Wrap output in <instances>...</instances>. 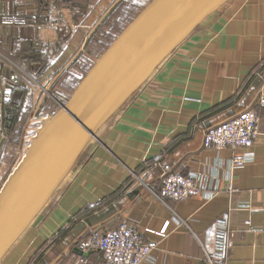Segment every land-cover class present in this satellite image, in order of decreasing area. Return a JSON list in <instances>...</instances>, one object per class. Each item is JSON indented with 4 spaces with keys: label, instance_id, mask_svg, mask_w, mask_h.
I'll return each instance as SVG.
<instances>
[{
    "label": "crops",
    "instance_id": "1",
    "mask_svg": "<svg viewBox=\"0 0 264 264\" xmlns=\"http://www.w3.org/2000/svg\"><path fill=\"white\" fill-rule=\"evenodd\" d=\"M132 1L0 0V106L21 96L31 112L44 79L53 94L58 79L71 81L61 88L69 99L108 42L141 12L130 14ZM140 1L142 10L152 0ZM120 7L130 17L110 31ZM67 9L71 18L54 20ZM263 85L264 0H228L97 131L84 159L0 264H104L101 252L81 253L77 244L95 228L123 221L158 243L154 262L143 264H209L213 224L224 215L232 246L216 264H264V108L257 104ZM250 108L261 118L253 161L235 168L231 160L246 151L206 147L204 135ZM4 115L0 109V123ZM166 170L196 174L207 192L163 198ZM166 223L163 238L158 232Z\"/></svg>",
    "mask_w": 264,
    "mask_h": 264
},
{
    "label": "water",
    "instance_id": "2",
    "mask_svg": "<svg viewBox=\"0 0 264 264\" xmlns=\"http://www.w3.org/2000/svg\"><path fill=\"white\" fill-rule=\"evenodd\" d=\"M227 1L152 0L110 44L68 101L60 104V110L45 123L2 187L0 261L69 174L97 131Z\"/></svg>",
    "mask_w": 264,
    "mask_h": 264
},
{
    "label": "built area",
    "instance_id": "3",
    "mask_svg": "<svg viewBox=\"0 0 264 264\" xmlns=\"http://www.w3.org/2000/svg\"><path fill=\"white\" fill-rule=\"evenodd\" d=\"M12 23L15 19L12 18ZM257 104L264 108V85L262 86ZM7 119L12 118L11 113L5 112ZM260 115L256 109H246L234 117L209 128L204 135V145L217 151L225 148L245 150L242 156H236L231 160L235 168L243 167L252 162V150L256 144L260 129ZM206 186L194 173L184 175L166 170L163 174L161 196L173 201H182L191 197L204 196ZM210 190V189H209ZM210 194V193H209ZM213 194V192H211ZM250 208L251 205H243ZM250 209L253 210L251 207ZM167 226L158 232L166 238ZM229 219L224 215L213 224V245L206 251L209 264L224 262L231 249L232 242L229 236ZM77 247L83 252L99 251L104 258V264H143L154 262V251L158 248L156 241L147 240L145 235L134 225L127 221L121 222L115 228H95L91 234L78 242Z\"/></svg>",
    "mask_w": 264,
    "mask_h": 264
},
{
    "label": "rangeland",
    "instance_id": "4",
    "mask_svg": "<svg viewBox=\"0 0 264 264\" xmlns=\"http://www.w3.org/2000/svg\"><path fill=\"white\" fill-rule=\"evenodd\" d=\"M140 3H142L140 0L132 1L131 5L133 8L130 14L133 12L135 13V11H141L140 9H136ZM128 12L129 8H116L114 14L112 13V17L109 19V30H118L119 28L123 27L126 23L125 21H127V19L130 17ZM54 16V20L64 16H69L71 18L72 12L68 9L61 10L59 12H55ZM45 26L53 27L54 23L53 21H48ZM108 43L109 45L111 44L110 42ZM69 77L70 76H68V78ZM70 83L72 82L68 81V79H58L56 85L58 84L60 89H54L56 93L55 96V93L53 94L52 92L53 88H50V84L45 81V79L38 81L35 95L37 101L35 104H31V112H29V106H24L23 110L20 112V119L13 122V124L11 123V128L7 122V126L5 125L3 127L5 130H2V125L0 123V185L4 183L18 167L27 150L37 138L40 131L43 129L45 123H47L49 119L60 110V104H65L67 102L68 99L64 97L66 96L65 90L62 91L61 88ZM95 140V138H92L87 146L89 147L91 144H94ZM88 147L85 148L74 165L80 164V162L84 159V154ZM69 174L65 177L60 186L64 185L63 183H65Z\"/></svg>",
    "mask_w": 264,
    "mask_h": 264
},
{
    "label": "trees",
    "instance_id": "5",
    "mask_svg": "<svg viewBox=\"0 0 264 264\" xmlns=\"http://www.w3.org/2000/svg\"><path fill=\"white\" fill-rule=\"evenodd\" d=\"M43 61V59H41ZM45 63V62H44ZM43 73V67L40 68V72L38 73L39 76H41ZM25 105H23V97H18V98H13L10 101H7V103L4 102V104H2L0 106V109H2V112H9L12 115V118L7 119L5 116L3 118V120H1V124H2V130H5L3 127L6 125L7 126V122L9 123V127L11 128L13 124V122H15L16 120L20 119L21 114L20 112L23 110Z\"/></svg>",
    "mask_w": 264,
    "mask_h": 264
}]
</instances>
